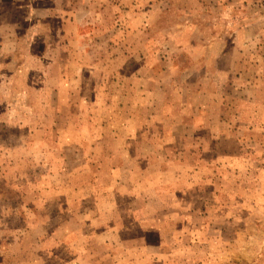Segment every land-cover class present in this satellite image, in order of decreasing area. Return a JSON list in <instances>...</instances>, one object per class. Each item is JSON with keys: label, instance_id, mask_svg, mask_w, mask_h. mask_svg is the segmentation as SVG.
<instances>
[{"label": "rangeland", "instance_id": "obj_1", "mask_svg": "<svg viewBox=\"0 0 264 264\" xmlns=\"http://www.w3.org/2000/svg\"><path fill=\"white\" fill-rule=\"evenodd\" d=\"M28 2L20 29L47 40L19 115L0 116V264H264V0ZM209 112L243 131V157L199 184L203 213L141 249L160 237L143 232L142 199L182 187L157 184L158 144L207 141ZM193 149L180 157L202 163ZM111 213L132 228L104 233Z\"/></svg>", "mask_w": 264, "mask_h": 264}, {"label": "crops", "instance_id": "obj_2", "mask_svg": "<svg viewBox=\"0 0 264 264\" xmlns=\"http://www.w3.org/2000/svg\"><path fill=\"white\" fill-rule=\"evenodd\" d=\"M28 1L29 0H24L19 2L18 0H11V3H8L7 7L0 5V105L4 106V112L1 113L0 110V116H4L7 111L14 112L16 116L19 115V113L16 112V110L19 109L14 104L17 102V100H15L16 94L26 87H36L33 83L34 79L31 78L30 74L31 71L37 70L36 65H34L36 60L32 56V46L34 43L37 44L39 40L45 44L47 39L45 35L30 33L28 30L24 33L21 31L20 25H22L23 21L31 22V15L34 13L31 8L33 5ZM11 8L13 9L11 10ZM22 10H26L27 12L22 14ZM7 22L11 24L7 25ZM13 24L15 29L13 28ZM11 28H13L12 31ZM22 58L24 59L23 62ZM11 61H13V63H11ZM27 81H29V83H27ZM17 83H19L20 86H18ZM5 88L11 89L14 99L4 90ZM32 98L34 97H30L25 103L28 102V105H30V103L35 104L36 101ZM225 109L226 104L223 111H225ZM225 121L226 119H222V116L219 117L209 112L206 119L207 126L201 128L202 131L200 133V135L207 137L205 138L207 141L199 140L195 141V144L186 145L178 143L179 139H177V143L166 142L158 144V150L165 152L166 155H161L159 163H157L156 174L160 177V182L157 180V184L166 180V182L172 184L177 182V184H180L182 187L168 192L160 191L161 187H159L153 190L152 197L146 199L142 197V200H145L144 202L150 206V209L147 211L149 212L147 216L152 217L151 223L147 225H145L146 223L142 224V228H144L143 232L152 233L155 234L156 237H160H155V241H151L146 235H143L144 238L139 245L141 249L147 247L156 249L163 244V238L166 237L167 230L168 232L171 231L168 221L172 217L177 216L181 218L182 223H179L181 226L186 216L197 215L199 211L203 213V209H198L197 203L198 201L209 200L211 198V191L206 192L198 190L199 184H211L216 175L213 174L214 169L218 168V160H221V157L224 156L230 159L238 157L239 160L243 157V144L240 141L243 131L237 130L235 134L231 133ZM197 131H200V129ZM192 134L194 136L195 132H192ZM168 135L171 136L174 134L170 132ZM125 144L126 145H123V147L126 146L125 149L131 148L129 141ZM191 149L201 154L200 158L202 163L198 161V158L191 161V159L180 157L183 152L190 151ZM123 166L122 161L113 164L116 175L118 168H123ZM176 166H179L182 171L180 177L175 174ZM164 194L168 195L166 196ZM137 199L139 198L137 197ZM165 201H173V203L168 205ZM154 217L157 218L154 219ZM101 226L102 225L97 228L102 230ZM131 228V225L123 223L118 215H116L114 220V215L111 213L110 219H108L104 225L103 231L107 233V235L112 236L124 230L129 231ZM164 232L165 234L163 235ZM103 242H108V246H112L111 239H105ZM116 245L117 243L113 246ZM107 258L108 260L115 258L113 252L110 253ZM79 263L82 264L81 261H79Z\"/></svg>", "mask_w": 264, "mask_h": 264}]
</instances>
